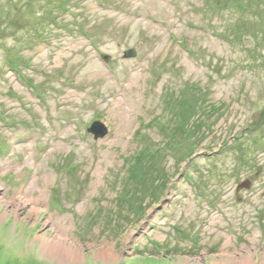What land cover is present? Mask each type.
Instances as JSON below:
<instances>
[{"label":"rangeland","instance_id":"1","mask_svg":"<svg viewBox=\"0 0 264 264\" xmlns=\"http://www.w3.org/2000/svg\"><path fill=\"white\" fill-rule=\"evenodd\" d=\"M0 114V264H264V0H0Z\"/></svg>","mask_w":264,"mask_h":264},{"label":"water","instance_id":"2","mask_svg":"<svg viewBox=\"0 0 264 264\" xmlns=\"http://www.w3.org/2000/svg\"><path fill=\"white\" fill-rule=\"evenodd\" d=\"M135 50L129 49L124 52L123 58L130 59L135 57ZM87 132L93 134L95 139H102L108 134V128L100 121L93 122L90 127L87 129ZM249 183L245 182L241 188H248Z\"/></svg>","mask_w":264,"mask_h":264},{"label":"bare ground","instance_id":"3","mask_svg":"<svg viewBox=\"0 0 264 264\" xmlns=\"http://www.w3.org/2000/svg\"><path fill=\"white\" fill-rule=\"evenodd\" d=\"M44 252H47L50 255H54L57 259H67L72 257L70 250L63 247V245H44ZM231 264H249V259L246 258L240 263H231Z\"/></svg>","mask_w":264,"mask_h":264},{"label":"trees","instance_id":"4","mask_svg":"<svg viewBox=\"0 0 264 264\" xmlns=\"http://www.w3.org/2000/svg\"><path fill=\"white\" fill-rule=\"evenodd\" d=\"M206 103V102H205ZM205 103L204 104H197L196 106H194V112H196L195 114L196 115H198L199 116V113L201 112H204L203 110H204V105H205ZM189 104V101L187 100V98H185V97H179V106H178V108H185L187 105ZM216 110H218V108H216V107H213L212 108V110L211 111H216ZM2 115L0 114V117H1ZM2 121H4V118H2L1 119ZM197 124V128H199L200 126H201V123H199V122H197V123H195V125ZM194 125V126H195ZM195 127V128H196ZM140 157L141 156H136L135 157V163H138L139 162V160H140Z\"/></svg>","mask_w":264,"mask_h":264}]
</instances>
